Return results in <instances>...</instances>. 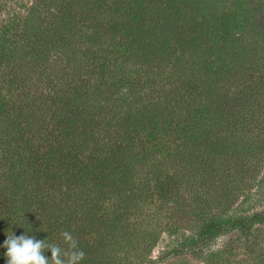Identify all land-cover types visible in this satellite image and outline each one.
Returning <instances> with one entry per match:
<instances>
[{"label": "trees", "instance_id": "obj_1", "mask_svg": "<svg viewBox=\"0 0 264 264\" xmlns=\"http://www.w3.org/2000/svg\"><path fill=\"white\" fill-rule=\"evenodd\" d=\"M65 2L46 34L39 19L29 29L47 48L45 61L35 54L37 68L46 62L45 90L13 77L17 94L0 103V264L9 229L61 247L68 231L81 264H131L137 243L155 233L131 220L151 203L178 209L168 210L180 216V228L166 227L178 234L169 253L236 233L253 264H264V246L254 250L264 209L248 213L242 195L264 158V59L243 61L254 53L245 7ZM205 264H231L230 256L212 252Z\"/></svg>", "mask_w": 264, "mask_h": 264}, {"label": "rangeland", "instance_id": "obj_2", "mask_svg": "<svg viewBox=\"0 0 264 264\" xmlns=\"http://www.w3.org/2000/svg\"><path fill=\"white\" fill-rule=\"evenodd\" d=\"M59 1L64 5L67 3L65 2L67 0ZM230 1L235 3V7L237 5L245 7L247 14L246 24L244 25L248 30H246L248 33L246 40L252 43L254 53H250L253 57H250L245 52L242 53L243 61L248 58L249 62L253 63L261 61V59H264V0ZM57 4L58 0H0V103H5L4 97L8 94L12 92L15 95L17 94L16 90L11 91L13 77L15 79H28L29 90L32 91L34 89L33 85H36V81L39 80L40 89L45 90V83L43 82H46L44 77V71L46 70L43 71L42 69L45 67L46 62L41 61L39 63L40 68H37L35 54L43 53L41 59L44 60V54L47 55V48H44L43 44L38 43V38L35 34H29V29L32 23L39 19V22H36L39 29L38 32L46 34L47 24L53 19L52 14L56 16L58 13L57 8L59 7L55 6ZM236 35H239V33L236 32ZM14 53L15 61L12 60ZM19 65L20 67L18 68ZM256 65L261 67L258 63ZM255 69L256 72L253 71V77L258 73V69L256 67ZM234 82H236L235 85L243 84L237 79L231 81V83ZM167 88L168 85L165 86V89ZM260 116L263 122L264 105ZM3 117H5L4 114L0 113V123ZM258 153L259 151L255 157H259ZM262 160V162L258 163L259 165L255 163V173L251 174V176L249 175L250 183L247 182L244 187L246 190L242 194L248 196L247 204L244 207L250 214L264 209V186L257 184V181L264 174V158ZM238 201L241 203L240 198H238ZM169 209L175 212L178 210L174 205L164 204V206H160L159 203L143 204L138 208L139 215L137 214L136 218L131 221L144 222L139 225L141 231H155V233H153V239L145 241L142 239L137 243V256L131 259V264H205L206 256L212 252L229 255L231 264H253L255 262L254 257L246 252L243 240L238 238L236 233L219 237L213 244L199 252L181 255L169 253L175 245L178 234H169L166 227L176 224L180 228V221H178L180 216H178V213L175 216H171V213L174 212H169ZM144 236L147 235L144 234ZM263 241L264 233L259 238L255 237V242L257 243L254 248L255 252L264 246Z\"/></svg>", "mask_w": 264, "mask_h": 264}, {"label": "clouds", "instance_id": "obj_3", "mask_svg": "<svg viewBox=\"0 0 264 264\" xmlns=\"http://www.w3.org/2000/svg\"><path fill=\"white\" fill-rule=\"evenodd\" d=\"M6 233V240L2 246L7 249L5 253L7 264H81L85 257L84 251L78 249L77 240L68 231L61 233L67 247L46 243V240H37L30 237L27 232L19 237L15 236L11 229ZM46 250L51 252L50 259L44 255Z\"/></svg>", "mask_w": 264, "mask_h": 264}]
</instances>
